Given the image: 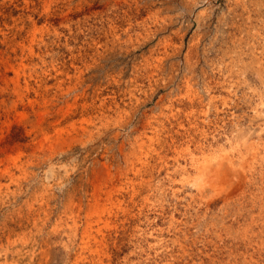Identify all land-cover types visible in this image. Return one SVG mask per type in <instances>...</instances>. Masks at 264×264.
<instances>
[{
	"label": "rangeland",
	"instance_id": "374dc122",
	"mask_svg": "<svg viewBox=\"0 0 264 264\" xmlns=\"http://www.w3.org/2000/svg\"><path fill=\"white\" fill-rule=\"evenodd\" d=\"M0 264H264V0H0Z\"/></svg>",
	"mask_w": 264,
	"mask_h": 264
}]
</instances>
